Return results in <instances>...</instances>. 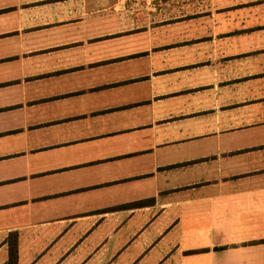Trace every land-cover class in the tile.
I'll return each mask as SVG.
<instances>
[{"label":"crops","instance_id":"obj_1","mask_svg":"<svg viewBox=\"0 0 264 264\" xmlns=\"http://www.w3.org/2000/svg\"><path fill=\"white\" fill-rule=\"evenodd\" d=\"M13 235L15 264H264V0H0V264Z\"/></svg>","mask_w":264,"mask_h":264},{"label":"trees","instance_id":"obj_2","mask_svg":"<svg viewBox=\"0 0 264 264\" xmlns=\"http://www.w3.org/2000/svg\"><path fill=\"white\" fill-rule=\"evenodd\" d=\"M15 235L8 243V260L6 264H15L16 262V241Z\"/></svg>","mask_w":264,"mask_h":264},{"label":"rangeland","instance_id":"obj_3","mask_svg":"<svg viewBox=\"0 0 264 264\" xmlns=\"http://www.w3.org/2000/svg\"><path fill=\"white\" fill-rule=\"evenodd\" d=\"M53 131V130H52ZM57 137H59V136H57Z\"/></svg>","mask_w":264,"mask_h":264}]
</instances>
